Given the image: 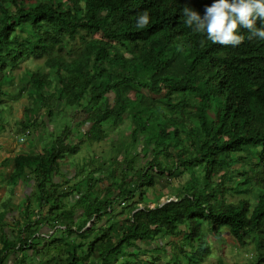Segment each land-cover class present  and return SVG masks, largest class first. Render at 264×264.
I'll list each match as a JSON object with an SVG mask.
<instances>
[{
	"label": "trees",
	"instance_id": "16d2710c",
	"mask_svg": "<svg viewBox=\"0 0 264 264\" xmlns=\"http://www.w3.org/2000/svg\"><path fill=\"white\" fill-rule=\"evenodd\" d=\"M214 2L0 0V133L27 94L33 105L16 118L19 135L27 141L45 126L53 139L0 161V169L13 164L10 173L0 170L6 186H38L14 221L5 220L16 212L11 198L3 202L0 264H201L212 253L208 236L225 228L239 245L253 243L245 264H264V41L221 46L184 24V7L203 16ZM145 12L150 23L138 29ZM29 60H41L44 70L22 67ZM165 89L160 99L151 96ZM125 114L136 148L109 172L113 182L99 189L98 177L81 188L84 176L71 185L85 172L80 167L62 181L61 163L106 139L104 124L115 126ZM172 147L180 149L169 164L162 158ZM186 172L174 198L145 202L159 177L168 185ZM169 237L181 238L163 241Z\"/></svg>",
	"mask_w": 264,
	"mask_h": 264
},
{
	"label": "rangeland",
	"instance_id": "374dc122",
	"mask_svg": "<svg viewBox=\"0 0 264 264\" xmlns=\"http://www.w3.org/2000/svg\"><path fill=\"white\" fill-rule=\"evenodd\" d=\"M40 62L42 61L41 60L40 61L29 60L26 63H24L22 67L27 65L30 68H35V69L40 68L44 70V68L39 67L41 65ZM20 69L21 68H18L16 71H19ZM166 94H167V90L165 89L164 91L153 93L151 94V96L156 99H160ZM110 95H111V102H113L115 98V94L112 93ZM155 102H159V101L156 100ZM26 103L33 105L32 101L29 99V96H27V94H24V96L21 99L13 103L12 112L11 114H9V116H7L8 117L7 119L9 121L8 130L6 129V131H3L0 133V141L4 142L3 147L0 149L1 159L4 158L6 154H10V153L12 154V157L20 153H26V154L35 153L36 152L35 148L37 145L39 148L42 147L41 149H43V147L44 148L47 147L53 141V139L50 137L49 133L47 132L48 128H46L45 126L39 127L37 131L33 133L31 137H28L27 141L25 139L23 140V137H24L23 135H19L20 129H19V125L16 123V118L19 119L23 115L24 105ZM44 110L45 109L41 111H44ZM73 114H75V119H80L81 116L77 112ZM211 114H214L213 110H211ZM4 115H6V113H4L3 116ZM124 116L125 117H123L121 121L118 122V124H116L115 126H108V124H104L103 127L108 133V137L106 139L99 141V142L97 141L93 142L91 143V145L89 143L84 144L81 151L78 154H74L73 156H70L68 159L64 160L61 163L60 173H62V178H61L62 181H64V179L66 180L67 178L72 179L73 177H75L76 168H78L77 169L78 171L80 167V168H83L85 172L82 173L78 177L79 179H75L74 181H71L70 182L71 185L76 184V182L83 179L84 176H85V180L81 182V185H80L81 188H84V185L88 180L98 178V177H102V178L104 177V179L101 182H99L97 185V188L99 189H105L109 185V183L113 182V180H111L113 178L111 177V175H109L110 174L109 172L113 170V168L119 167L121 169L122 159L126 155V150H131L132 147L136 148L135 145H133V142H132L133 140L130 135V131L132 129V120L128 116V114H125ZM186 126L187 128H189L191 126V121L187 122ZM38 134L40 135L38 140H40L41 137L43 136V141L42 142L39 141L37 144L35 143L36 141L34 138ZM72 136L68 137L69 142L70 141L72 142L73 140ZM77 136L78 137L81 136V133L80 134L78 133ZM184 136L185 135H183V137ZM25 145H27L29 149ZM138 145H139L138 149H142L143 141L141 140ZM152 149L154 150L153 147ZM179 149L180 147H172L171 155L169 156L168 160L166 161L164 158L162 159L165 162H168L169 164L175 163L177 161V155L179 153L178 152ZM185 151L187 153H190V152L195 153V149L190 146H187ZM150 157H152V155H150ZM156 157L158 159L160 158L158 157V155H156ZM141 158L143 159V161L139 157L136 161L137 165H143L145 157L142 156ZM96 167H100L99 171H91L92 170L91 168H96ZM235 167H237V165H235ZM0 170L4 171V173L5 172L10 173L13 170V164L7 163ZM4 177H6V175L0 176V214L4 213L5 208L3 207V202H5L7 197L11 198L9 200H11L10 204L12 206L13 204L14 205L17 204L16 206H13L16 210L19 207V204H21L20 205L21 208L25 205L28 194L30 195L31 193H34V192L37 193L38 191V186L35 187L34 180H30V182L28 183L23 182L24 180H19L18 182L23 183L24 188H25L22 192L19 193L17 191V188L19 185L16 183V185L12 187L6 186ZM121 178H123L122 175H121ZM121 178L119 177V175L117 176L118 180H120ZM189 178H190V174L189 172H186L183 176L174 178V180L168 185H164L167 182L164 181L162 177H159L156 183V188H158V191H155L154 189H151V188L148 191H146L145 198H144L145 202L149 206L153 207L155 206L156 203L165 201L169 197L174 198V194L176 193L177 188L185 184V182ZM159 194H160V198H159ZM104 195L105 194H103V196ZM74 199L75 197L73 196V200L67 199V201L73 202ZM230 199L236 200L237 196H233ZM255 200L256 198H252V201H253L252 203L256 202ZM35 202L36 201L33 198L32 204ZM146 203L142 202L139 205V207L145 206ZM37 205H38L37 202L36 204H33L35 208ZM81 209L77 211L78 212L77 216L83 213V210ZM17 211L18 210H16V212ZM16 212L13 214L8 213L5 220L14 221L19 216V213L18 212L16 213ZM125 217L126 216L123 215L122 217H119V218L123 219ZM89 226L90 224H88L87 227ZM43 232L45 234L51 233L49 232L48 228H44ZM180 238L181 237H177V238L169 237V238H164L163 241L165 242L170 241V239L171 241L172 240L180 241ZM208 240L210 242V245L212 246V253L201 264H245L246 262L249 261V259H251L253 251H254L253 243L248 244L247 246L239 245L235 241V239L231 236V234L229 233V230L226 228L222 230L220 237L216 238L210 235L208 236ZM167 248L169 251L171 250L170 247L167 246ZM162 255L164 256L165 253ZM34 264H36V262Z\"/></svg>",
	"mask_w": 264,
	"mask_h": 264
},
{
	"label": "clouds",
	"instance_id": "9594fccd",
	"mask_svg": "<svg viewBox=\"0 0 264 264\" xmlns=\"http://www.w3.org/2000/svg\"><path fill=\"white\" fill-rule=\"evenodd\" d=\"M182 17L187 27L194 33L205 34L213 44L238 47L246 38L264 41V0H215L203 16L184 7ZM149 23V14L145 12L138 17L136 27L143 29ZM242 29L247 31V37L241 34Z\"/></svg>",
	"mask_w": 264,
	"mask_h": 264
},
{
	"label": "crops",
	"instance_id": "0c3cea01",
	"mask_svg": "<svg viewBox=\"0 0 264 264\" xmlns=\"http://www.w3.org/2000/svg\"><path fill=\"white\" fill-rule=\"evenodd\" d=\"M25 146L29 149V147H28L27 145H25ZM26 147H25V148H26ZM7 155H9V154H6V156H7ZM4 158H5V157H4ZM4 158H2V159L0 158V161L3 160ZM18 185H19V186H18V188H17V191L20 193V192H22L25 188H24L23 183H19ZM16 205H17V204H15V205L13 204V206H16ZM11 206H12V205H11Z\"/></svg>",
	"mask_w": 264,
	"mask_h": 264
},
{
	"label": "bare ground",
	"instance_id": "6f19581e",
	"mask_svg": "<svg viewBox=\"0 0 264 264\" xmlns=\"http://www.w3.org/2000/svg\"><path fill=\"white\" fill-rule=\"evenodd\" d=\"M169 206V205H168Z\"/></svg>",
	"mask_w": 264,
	"mask_h": 264
}]
</instances>
